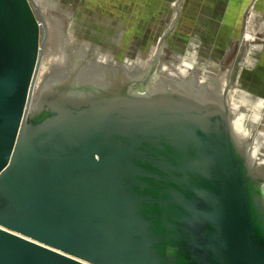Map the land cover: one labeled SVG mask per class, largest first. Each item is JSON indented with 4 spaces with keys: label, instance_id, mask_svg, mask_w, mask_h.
Wrapping results in <instances>:
<instances>
[{
    "label": "water",
    "instance_id": "obj_1",
    "mask_svg": "<svg viewBox=\"0 0 264 264\" xmlns=\"http://www.w3.org/2000/svg\"><path fill=\"white\" fill-rule=\"evenodd\" d=\"M34 6L0 0V264H264V171L222 92L153 76L34 101Z\"/></svg>",
    "mask_w": 264,
    "mask_h": 264
},
{
    "label": "rangeland",
    "instance_id": "obj_2",
    "mask_svg": "<svg viewBox=\"0 0 264 264\" xmlns=\"http://www.w3.org/2000/svg\"><path fill=\"white\" fill-rule=\"evenodd\" d=\"M155 1L157 0H37V4L41 7V15L44 23L48 25L49 30L52 33H50L51 38L55 44H53V52L47 61V54H44L35 86L34 101H38L42 96V93H46V90L50 91L52 88L54 89V87L61 86L64 83H74L73 77L78 78L76 72L82 71L85 68L87 71L89 69L95 74L93 79H90V77L88 81L92 80L91 82H94L97 86L101 85L102 87H110L114 82L130 83L128 74L117 75L119 67L116 66L115 62L123 60L124 57L122 55H119L118 59H116V54H113V56H111L112 58L109 59L110 61L108 64L107 60L101 61L96 59V56H99L98 53L100 54L101 52H95L92 50V48L95 47L93 38L101 39L108 34H111L108 33L109 27H107L113 23L111 21H115L120 24L119 26H123L124 31L122 32L124 37L127 38L125 39L126 46H135L137 48L136 51H139L138 54H140V56L143 54V47L146 46V50H149L151 43L149 39L147 40V44L145 42V45H139V34L141 33L143 36H148V34L151 35L153 31L156 30V27L159 36L156 39L153 38L154 40L159 41L162 39L167 42L171 39V36H173L172 40L182 38L184 43L188 45L187 48L191 45L195 52L210 54L217 63L226 60L224 66L226 69L224 68L225 70L223 74L224 81L230 76V71L228 72V70L235 67L238 69L237 73L240 72L241 81L244 85H246L245 82H248L249 84L255 80L256 83L254 84L264 92V13L262 12L264 4L262 0H234L242 4L240 10H235L238 13L236 19L237 27H230L228 24H224L226 22L223 19L226 18V15L228 14L227 20L233 21V12L231 10L233 9V4L230 3L232 0H220V2H218L223 8L218 13V15H221L222 17L217 16V23L213 20L209 21V16L204 17L202 13L204 11L202 9L201 12H198L201 14V17H198V20H192L195 19V17H193L191 12H187L186 8L188 6H193V10H196V6L200 5L202 7V0L199 4L193 0H164V4L162 5L163 9L161 10L160 15H162L165 20L159 24H152L150 26L151 21L156 23L155 20H151L155 19L156 8L152 5ZM159 1L160 0H158V2ZM158 2L157 5H159ZM135 4H142V7L138 6L139 8L135 7L137 10H133ZM228 9L231 12H228ZM215 13H217V11ZM156 15H158V13ZM107 20L109 22H107ZM97 24H99V29L94 30L91 25ZM104 24L105 26H103ZM153 27L154 30H152ZM167 31H169L167 35L163 36ZM161 35L162 37H160ZM115 36L110 38L116 46L115 49L107 51L120 52L123 48L121 46L122 39L120 42H116ZM83 40H88V42L84 43ZM158 41L156 42L157 44L160 43ZM168 43H170V41ZM109 45L111 46L112 44L110 43ZM154 46H156V44ZM127 50L129 51L130 49ZM132 54L133 50L131 48L129 59L132 57ZM166 54L167 53H164L163 50L159 52L160 56L155 62V67H158V64H161V62L165 64L164 57ZM150 55V57H153L154 52L150 53ZM146 57V60H148L149 55ZM134 60L137 59H132L131 63ZM187 61V59L184 60V63L180 66L181 73H177V71L176 73L174 71L170 73L163 70L158 72L157 75L154 76L155 81L153 85L158 88L168 87L170 84V78L179 81L178 84L181 83V85H183L186 84L185 82L189 81L185 78H188V76L189 78H193L191 80L193 86L199 85L200 79L196 77V75L193 76L192 71L187 72L190 67L196 68L198 63L196 65L192 64L198 62L197 58L192 64H189L190 61ZM148 64L150 63L148 62ZM128 66L131 68L133 67V65ZM44 67L47 68L48 73L46 77L42 78L43 72L45 71ZM108 68L112 71L110 75L111 77L109 78L107 76L108 79L103 80L104 76L102 75H106L104 72L109 70ZM73 72H75V75ZM136 76L137 75H135V77ZM208 87L211 88V90L216 91L213 85H209ZM238 88V81L233 83L230 88L228 86L224 87V89H227L228 91L230 100L233 99L232 94H235V89ZM217 90L220 91V89ZM245 92L249 91L247 90ZM259 101L260 100L253 99V103H255L256 106L255 109L253 108L249 110L250 108L247 107L243 110V107V109H241L242 112L235 109L234 114L240 113L241 115L244 114L248 116V114L250 115L251 113V117L249 118L251 120L250 127L247 128L253 130V128L258 125L259 128L250 133L247 131V135L249 138H252L254 148L256 145L260 147L261 144V149L264 150L263 136L258 138L254 137L255 133L256 136L262 134L264 129V123H261V116L263 117L264 115L262 112L263 108L258 106ZM261 162L264 163V157L262 154Z\"/></svg>",
    "mask_w": 264,
    "mask_h": 264
},
{
    "label": "flooded vegetation",
    "instance_id": "obj_3",
    "mask_svg": "<svg viewBox=\"0 0 264 264\" xmlns=\"http://www.w3.org/2000/svg\"><path fill=\"white\" fill-rule=\"evenodd\" d=\"M107 22H109V21H107ZM112 22L113 23H111L109 26H107V27H109L108 33H111V34L110 35L108 34L107 36H105L104 39L107 41V38H111V37H113V36L116 35L115 36V41L117 42L118 41L117 40L118 37L121 35L120 36V40L122 39L121 46L123 48L120 50V52H118V51H116V52L107 51V50H113V46L112 47L110 46L111 47L110 49L109 48H104V47L100 46L98 42H94L95 47H93L92 50H94L95 52H101L100 54L98 53L99 57H101V56H103V57L104 56L109 57V55L110 56H113V54L114 55L116 54V57H117L116 59H118V56L119 55H122L124 57V59L123 60H119L120 62H115L116 63V66L119 67V69L117 70V72L120 73L121 75H127L128 74V77L130 78L129 85L132 86V87H139L140 84H142V82H143V84L144 83L146 84L147 81H148V78H150V77L153 76L154 71L156 69V67L154 65H155V62L157 61V53L154 52V56L153 57H150L151 56L150 55V53H151L150 50L152 49V45H155V44L158 45V46H160L161 47V50H163L164 53H167L165 55V57H164L165 64L161 62V64L159 65V67H157V71L158 72H161L163 70L165 72H170V73L173 72V71L175 73H176V71H177V73H181L180 72V66L184 63V60H186L184 58H187V60H189L191 63L197 58L198 62H194L193 63L194 65H196L198 63L197 66H201V63L200 62L202 60L203 61L210 60L211 62L217 63L210 54H205V53H202L201 54V53L195 52V50L193 51V48L191 47V45H189L190 47L187 48L188 45L184 43V40L182 38H176V39H173L172 40L173 36H171L170 37L171 39L169 38L170 39L169 40L170 43H168L169 41H167L166 42L167 43V48H164V44L163 43L165 42V40L163 41L162 39H160L158 41V40H154L153 39V38L156 39L159 36V33L157 31L158 30L157 28H155L156 30H155V32L152 35H149L148 34V37L139 38L140 39L139 45H145V42L147 44V40H149V39L152 40L153 44H151V47H149V50H146V46H144L143 47V51H142L143 54H141L142 56H140V54H138L139 51L137 52L136 50H134L133 51V54H132V57H130V59H129L130 51H128L126 49V47H124V46H126V43H125L126 40L125 39H127V38L124 37V35H123V32H122V31H124L123 30V26H119L120 24H118L115 21H112ZM98 25L99 24H97V25H91V27H93L94 30L95 29H99ZM103 26H105V25H103ZM168 32L169 31H167L164 35L162 33V35L163 36H166ZM162 35L160 37H162ZM145 36H147V35H145ZM157 41L160 42V43L157 44L156 43ZM110 43L112 45H114L113 44V41L111 40V41L107 42L108 46H109ZM96 45H98V46H96ZM102 50H104V51H102ZM147 55H149L148 60H146V58H147L146 56ZM187 56L189 58L190 57H194L195 59L194 58H190L189 59ZM108 59H110V58H108ZM132 59H137V60H134L131 63ZM109 61L110 60H107V63ZM148 62L150 64H148ZM225 62H226V60H222V61L218 62L217 64L220 67V65H223ZM126 64H128L130 66L133 65V67L131 68V67H129ZM108 69H110V68H108ZM230 70L232 71V74L231 75L229 74L230 75L228 77L229 78V82L226 83V86H228L229 88L233 84V82H231V81L234 80L235 74L237 73L238 69L235 68V67H233ZM189 71H192L193 76L196 75V77H198L200 79V76L202 75V72L204 70H199V68H191L190 67V68H188L187 72H189ZM196 71H199L198 74L200 76L197 75ZM200 71H202V72H200ZM204 73H206V71H204ZM206 74H209L210 75L209 72H207ZM135 75H137L138 77L137 76L135 77ZM185 78L187 80H189V81H191L193 79L191 77L189 78V76H188V78L187 77H185ZM252 80H254V79H252ZM245 83H246V85H244L242 83L241 77H240V73H239V79H238L239 88H238V94H237L236 97H237V100L239 101V104L240 105L241 104H244L245 107L247 108L248 105L242 101L243 99L245 100V98H244V96L242 94H246L247 96H251L254 100H261V99H264V96H263L264 93L261 94V93H258L257 92V94H255L254 92H251V95H249L247 93H244L245 91L249 90V88H247L248 86H250L252 84L255 85L254 83H256V82L254 80L252 83L251 82L249 84H248V82H245ZM199 84L203 85L204 83H201L200 82ZM226 86H225V83H224V85H222V86L219 87L220 91L222 92L221 93V97L222 98H225V95L228 93L227 89H224V87H226ZM256 89L257 90H260L258 88H256ZM252 91H254V90H252ZM263 113H264V109H263ZM248 117H251V114ZM261 119H262L261 120V123H264V115H263V117L261 116ZM258 128H259V125L256 126V127H254L253 128V131L256 130V129L258 130ZM255 136H256V133H255ZM249 145L253 147V140H252V138H249Z\"/></svg>",
    "mask_w": 264,
    "mask_h": 264
},
{
    "label": "bare ground",
    "instance_id": "obj_4",
    "mask_svg": "<svg viewBox=\"0 0 264 264\" xmlns=\"http://www.w3.org/2000/svg\"><path fill=\"white\" fill-rule=\"evenodd\" d=\"M34 2H35V8H34V11H36L35 9H37L39 12H40V14L42 13L41 12V7L37 4V0H33ZM36 13V12H35ZM50 13V12H49ZM41 17H42V15H41ZM109 17V16H108ZM177 18V17H176ZM42 20H43V18H42ZM105 20V19H104ZM110 20V19H109ZM111 20H112V18H111ZM108 21V20H107ZM101 22H102V20H101ZM112 22V21H111ZM43 23H44V20H43ZM103 23V22H102ZM106 23V22H105ZM44 25H45V30H47V38H46V41H45V51H44V54L46 53L47 54V57H46V61L48 60V58H49V56L51 55V53L53 52V44H55V43H53V40H52V38H51V32H50V30H49V27H48V25L47 24H45L44 23ZM105 25V24H104ZM258 25V24H257ZM58 28H59V26H58ZM74 28V27H73ZM63 29V28H62ZM255 29V28H254ZM85 31V30H84ZM81 32V31H80ZM51 33V34H50ZM68 33V32H67ZM121 36V35H120ZM120 36L118 37V42H120L121 40H120ZM142 37H148V36H143L141 33L139 34V38H142ZM93 40H94V42H98L99 43V45L100 46H102V47H104V48H111L112 46H114L113 47V49H115V45H111V47H110V45L108 46V44H107V42H109V41H111L112 39H110V38H107V41L104 39V38H101V39H95V38H93ZM82 41V40H81ZM89 41H90V39H89ZM83 42L84 43H87L88 42V40L87 41H85V40H83ZM150 43L151 44H153V42L150 40ZM95 45V44H94ZM154 45H152V49L150 50L151 51V53H153V52H156L157 54L161 51V47L160 46H158V45H156V46H154ZM124 47H126L127 49H130L131 50V48H132V50L134 51V50H137V48L135 47V46H132V47H127V46H124ZM46 48H47V51H46ZM164 48H167V43L165 42L164 43ZM129 50V51H130ZM173 55V54H172ZM175 56V55H174ZM177 57V56H176ZM188 57V56H187ZM95 58V57H94ZM108 58H112L110 55H109V57H107V56H104V57H97L96 56V59H98V60H101V61H103V60H109ZM115 58V57H114ZM183 58V57H182ZM189 58V57H188ZM184 59H187V58H184ZM190 59V58H189ZM187 62H189V60L187 61ZM201 63V66H196V68H199V70H204V71H206V73L207 72H209L210 73V75H208V74H206V73H204V71L202 72V71H200V72H202V75L200 76L198 73H199V71H196V73H197V75H199L200 76V82H203L204 84H206V85H213V87L215 88V90L216 89H219V87L220 86H222V85H224V82H225V84L227 83V82H229V78H226L225 79V81H224V79H223V74H224V70L226 69L224 66H225V64H226V62L223 64V65H220V67L218 66V64L217 63H214V62H211L210 60H206V61H201L200 62ZM189 64H192L191 62L189 63ZM45 65V64H44ZM159 65L160 64H158V67H159ZM192 65H194V64H192ZM240 65V64H239ZM225 68V69H224ZM44 69H45V71L43 72V77L42 78H44V77H46L47 76V73H48V70H47V68L46 67H44ZM219 71V72H218ZM223 71V72H222ZM230 71V75L232 74V71L231 70H228V72ZM76 72V71H75ZM75 72H73V74H75ZM106 75H102V76H104L103 77V80H106V79H108V77L110 78L111 76V73H112V71H111V69H109V70H107V71H105L104 72ZM157 73H158V71H157V67H156V69H155V71H154V74H153V76H155V75H157ZM195 73V72H194ZM239 73L240 72H238V73H236L235 74V77H234V80L233 81H231V82H233V83H235V82H237L238 81V79H239ZM76 74H78L77 76H78V78L77 77H73V82H77V81H79V80H83V81H86V80H88L90 77V79H93V77L95 76V74H93L92 73V71H90L89 69H88V71H87V69L85 68V69H83L82 71H77L76 72ZM107 74H109V75H107ZM214 74V75H213ZM117 75H120V73H117ZM151 75V74H150ZM108 76V77H107ZM153 76L151 77V78H153ZM150 78V79H151ZM149 79V80H150ZM100 80H101V78H100ZM152 80H150V82H151ZM174 80H172L171 78H170V84H169V86L168 87H170L171 86V83L173 82ZM148 83V82H147ZM203 84V85H204ZM140 85H142V86H144L145 85V83L143 84V82H142V84H140ZM239 86V85H238ZM145 87H147V85H145ZM249 88V92H244V93H249V94H251V92H254L255 94H257V92L258 93H264V92H262V90L260 89V90H257L256 88H258L256 85H251L250 87H248ZM259 89V88H258ZM252 90H254V91H252ZM237 91H238V89H235V94H232L233 96H232V100H230L229 99V94L227 93L226 95H225V98L226 99H228V102L230 101V103H231V105H232V107H231V112H235V109H238L239 110V112H242L241 111V109H243V107H244V109L243 110H245L246 109V107H245V105L244 104H239V101L237 100ZM210 94H211V96L210 95H208L209 97H211V98H216L217 97V93H215L216 94V96H214L213 95V92L211 91L210 92ZM243 96H244V98H245V100L243 99H241L244 103H246L247 105H248V107L250 108L249 110H251V109H255L256 108V106H255V103H253V98L251 97V96H247L246 94H242ZM218 98V97H217ZM216 98V99H217ZM262 98V97H261ZM247 101V102H246ZM258 106H259V104H258ZM262 107V106H261ZM263 108V107H262ZM264 109V108H263ZM263 112V111H262ZM251 114V113H250ZM264 114V113H263ZM241 116H243L244 117V119L242 120V121H240V125H241V127H240V129L238 130L237 129V126H236V124H237V121H238V119L241 117ZM248 116H249V114H248ZM247 115H241L240 113H237V114H234V117H235V120H233V128H234V133H235V135H236V138L238 139V142L241 144V146H243L244 148H248L249 149V151H250V153H251V159H250V162H251V164H252V166L254 167V169H256L257 170V168H259V170L260 169H262L263 171H264V163H262L261 162V154L263 155V157H264V150H262L261 149V144H260V147L259 146H257L256 145V147L254 148V147H252V146H250L249 145V136L247 135L248 134V132L250 133V132H252L253 130H250L249 128H247V127H250V117H248ZM248 120V121H247ZM246 124V125H245ZM248 131V132H247ZM247 133L246 135L244 134V133ZM260 133H261V131H260ZM263 134V135H262ZM262 134H260V135H257V136H254V137H261V136H263L262 138H263V141H264V129H263V132H262ZM259 145V144H258ZM260 154V155H259ZM263 164V165H262ZM260 166H262V167H260Z\"/></svg>",
    "mask_w": 264,
    "mask_h": 264
},
{
    "label": "crops",
    "instance_id": "obj_5",
    "mask_svg": "<svg viewBox=\"0 0 264 264\" xmlns=\"http://www.w3.org/2000/svg\"><path fill=\"white\" fill-rule=\"evenodd\" d=\"M194 2H197V4H199V2L201 1V0H193ZM223 1V0H222ZM157 2H158V0L157 1H155L152 5L156 8V13H155V19H151V20H155L156 21V23H153L152 21L150 22V26L152 25V24H159V23H161L163 20H165L164 19V17L162 16V15H160L161 13V10L163 9V2H164V0L162 1V0H160L159 2H158V4L159 5H157ZM218 2H220V0H202V3H201V5H202V7L199 5V6H196V10H193V6H188L187 8H186V10H187V12L189 11V12H191L192 13V15H193V17H195V19H192V20H198L197 18L199 17H201L200 15L201 14H199L198 12H201V9L204 11V12H202L203 13V15H204V17L205 16H209L208 17V19H210L209 21H214L215 23H217V21L216 20H218V18H217V16H221V15H218V13L222 10V8H223V6L222 5H220ZM262 2H263V4H264V0H262ZM156 3V4H155ZM231 4H233L232 5V8L233 9H231L232 10V12H233V21H234V23H233V21L232 20H227L228 19V14L226 15V18H223L224 19V21L226 22V23H224V24H228V26H230V27H237V23H236V19H237V16H238V13H237V11H235L236 9L237 10H240L241 9V5L242 4H240V2H238V1H234V0H232L231 2H230ZM98 5V4H97ZM156 5V6H155ZM142 7V4L141 5H136L135 4V6H133L134 8H133V10H137V9H135V7L136 8H139V7ZM262 8V7H261ZM193 11V12H192ZM217 11V13H215ZM227 11V10H226ZM230 10L228 9V12H229ZM231 12V11H230ZM262 12L264 13V9L262 10ZM158 13V15H156ZM206 13V14H205ZM130 16V15H129ZM128 16V17H129ZM222 17V16H221ZM154 18V17H153ZM191 18V17H190ZM202 19H203V17H202ZM215 19V20H214ZM223 21V22H224ZM220 26H222V25H220ZM158 27V26H157ZM156 28V27H155ZM152 30H154V27H153V29ZM155 31H153V33H154ZM152 33V34H153ZM151 34V35H152ZM242 42V41H241ZM240 42V43H241Z\"/></svg>",
    "mask_w": 264,
    "mask_h": 264
},
{
    "label": "clouds",
    "instance_id": "obj_6",
    "mask_svg": "<svg viewBox=\"0 0 264 264\" xmlns=\"http://www.w3.org/2000/svg\"><path fill=\"white\" fill-rule=\"evenodd\" d=\"M259 106L264 107V99H261V100L259 101ZM243 119H244V117L241 116V117L238 119V121H237L236 126H237V129H238V130H239L240 127H241V125H240V121H242ZM244 134L246 135L247 133L245 132Z\"/></svg>",
    "mask_w": 264,
    "mask_h": 264
}]
</instances>
